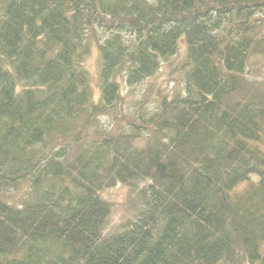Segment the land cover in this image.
<instances>
[{"label": "trees", "instance_id": "16d2710c", "mask_svg": "<svg viewBox=\"0 0 264 264\" xmlns=\"http://www.w3.org/2000/svg\"><path fill=\"white\" fill-rule=\"evenodd\" d=\"M0 264H264V0H0Z\"/></svg>", "mask_w": 264, "mask_h": 264}, {"label": "rangeland", "instance_id": "374dc122", "mask_svg": "<svg viewBox=\"0 0 264 264\" xmlns=\"http://www.w3.org/2000/svg\"><path fill=\"white\" fill-rule=\"evenodd\" d=\"M180 52L170 58L168 62H163L158 74L154 78L147 80L144 84L137 87H127L123 90L124 94L128 95V109L133 111L138 107V102L143 98L144 94H149L152 98H156L161 93L163 94H175L181 92L184 89L183 83V70L181 65L185 61V46L180 48ZM86 66L92 77V81L95 84L96 89L100 88V63L97 53H93L86 61ZM103 122L111 126L110 121L103 119ZM105 125V126H106ZM120 185V184H119ZM107 198L116 203L113 218L115 227L121 226L126 220L127 214L133 213V210L139 205V202L135 199V194L130 191L127 186H116L112 189L105 191ZM24 194V190L21 191ZM14 196V195H13ZM21 196V195H20ZM15 197V196H14Z\"/></svg>", "mask_w": 264, "mask_h": 264}]
</instances>
